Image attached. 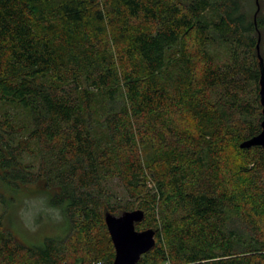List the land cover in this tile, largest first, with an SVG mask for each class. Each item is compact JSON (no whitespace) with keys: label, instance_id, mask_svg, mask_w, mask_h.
I'll use <instances>...</instances> for the list:
<instances>
[{"label":"trees","instance_id":"trees-1","mask_svg":"<svg viewBox=\"0 0 264 264\" xmlns=\"http://www.w3.org/2000/svg\"><path fill=\"white\" fill-rule=\"evenodd\" d=\"M258 2L0 0V203L34 186L70 223L28 246L5 210L0 264L100 259L97 227L112 264L105 215L134 210L156 240L138 264H264V149L240 147L262 130Z\"/></svg>","mask_w":264,"mask_h":264},{"label":"rangeland","instance_id":"rangeland-1","mask_svg":"<svg viewBox=\"0 0 264 264\" xmlns=\"http://www.w3.org/2000/svg\"><path fill=\"white\" fill-rule=\"evenodd\" d=\"M212 53L215 55L217 63L222 64L226 61L227 51L225 49L214 50L212 51ZM195 116L189 117V119H187L185 122V127H189L191 134H196L198 130H200L199 123L195 119ZM230 158L231 165L230 169H228V172L234 174V172L240 170L238 169L239 160L237 161V159L235 158L233 150H231ZM31 161V157H24V164H30ZM234 185L235 182L234 184H232L231 181H229L228 179L226 180L225 186L229 188L232 193H237V191H235L236 189L240 188V191L243 189L242 186L234 187ZM154 186L155 184L151 182L149 187L151 190H154ZM109 187L113 195H117L118 198H122L121 201L119 200V202L122 203L127 200L122 187L115 179L109 182ZM41 190V188L32 186L27 191H25V194H21L18 196V200L14 205L12 204L10 206H5L3 203H0V215L3 214L5 210H7V214L11 215V219L9 220L8 224L10 227V231L13 233L15 238H17L21 243L28 246L40 245L46 238H63L64 236H66L67 232L70 231L67 230L70 223H68V221L65 219V216H63L61 210L51 208L47 203V196L43 194ZM240 193L241 192H239L238 195H240ZM241 198L242 197H238L237 202H240L241 205H243V212L253 214V209L249 208L248 204L243 202ZM113 200L112 202H114ZM21 211H23V220L21 219L20 215ZM57 212L59 213V216H57ZM123 213L124 212H121L117 216H120ZM237 225L244 228V225H242L241 222H238ZM92 236L94 237L95 241L100 242L99 250H101L102 257L100 259L91 257V262H85V255L80 254L78 257H75V259H73L74 264H110L109 259L111 253V245L107 230H105V232H102L100 230V227H97L96 230L92 232ZM145 264L154 263L151 262L150 259H147V262Z\"/></svg>","mask_w":264,"mask_h":264},{"label":"water","instance_id":"water-1","mask_svg":"<svg viewBox=\"0 0 264 264\" xmlns=\"http://www.w3.org/2000/svg\"><path fill=\"white\" fill-rule=\"evenodd\" d=\"M258 11L260 10L257 0ZM262 66V77L260 82V101L262 105L263 120L261 132L246 141L240 147L250 149L262 147L264 149V68ZM145 214L142 210L125 211L120 216L106 213L105 221L115 249L113 264H138L142 256L151 251L155 244V231L146 229L138 231L136 224L144 220Z\"/></svg>","mask_w":264,"mask_h":264},{"label":"clouds","instance_id":"clouds-1","mask_svg":"<svg viewBox=\"0 0 264 264\" xmlns=\"http://www.w3.org/2000/svg\"><path fill=\"white\" fill-rule=\"evenodd\" d=\"M21 219L23 220V218H24V216H23V211H21ZM57 216H59V213L57 212ZM26 226H28V225H26ZM32 230H34V229H32Z\"/></svg>","mask_w":264,"mask_h":264},{"label":"built area","instance_id":"built-area-1","mask_svg":"<svg viewBox=\"0 0 264 264\" xmlns=\"http://www.w3.org/2000/svg\"><path fill=\"white\" fill-rule=\"evenodd\" d=\"M97 264H99V263H97ZM165 264H170V263H165Z\"/></svg>","mask_w":264,"mask_h":264}]
</instances>
